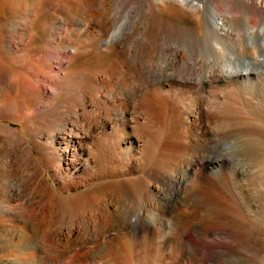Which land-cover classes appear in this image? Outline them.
<instances>
[{"label": "bare ground", "instance_id": "obj_1", "mask_svg": "<svg viewBox=\"0 0 264 264\" xmlns=\"http://www.w3.org/2000/svg\"><path fill=\"white\" fill-rule=\"evenodd\" d=\"M20 1L23 2L28 0H20ZM34 1L35 4L42 3V6L45 11V18L43 21V25L44 27H46L48 32L42 38L40 49L37 52L38 54L37 53H36L37 55L35 54L36 56L34 58V61L30 62L28 66V71L26 72H29L28 73L29 75L27 74L28 75L27 77L23 76L11 69H8L0 65V93L4 94V92L7 91H11V92L15 91L24 100L23 108L21 109L14 108L15 101H12L11 105L7 106L2 102V100H0V116H5L6 113L8 112L7 111L8 109H10L12 112L19 113L17 115L18 121L21 123L22 129L25 130L29 135V140L27 141L26 138L22 134H20L15 128L9 126L8 124H4L0 122V142L6 145L9 144L10 148L11 147L14 148L16 153H18V155L21 158V161L23 162V166L22 167L20 166L21 171H23V173L21 174H23V176H25L26 178L25 183L23 182L25 186V192L22 191L24 193L22 192L12 193L10 190L11 193L7 194V198H8L7 204H1V205H3V207H5L9 213H11L12 210H16L20 214L21 218L24 219L26 218L29 221L31 219L33 220L36 218L39 219L41 226V231H40L41 233L38 239L40 242L39 245L42 246L43 249L47 252V256L53 260L54 259L60 260V258L66 256L69 248L72 249L73 247H83L86 241L91 237L105 235L110 232L118 231L119 229L122 228H128V229L133 228L137 224L139 225L142 224L141 225L142 227L145 225H150L152 222L150 223L149 219L148 220L143 219L144 211H142L143 213H141L140 212L141 208L142 209L147 208V210H149L148 208L152 207L153 204H158V205L165 204L167 206H172V204L175 202L173 198L177 196L181 190L184 189L186 192L188 191V193H197V197L199 196L201 199L200 204H203V201L206 200L209 189H211L212 192L216 195L218 205L222 207L221 212H223L224 210L227 216L228 199L226 198L227 196L224 197V195H226L224 194V190H227L229 187L227 188L225 182H221L218 176L217 178L219 179H216L215 178L216 176H212L214 173L211 175L209 171H207L206 166L208 163H210V161H206L204 156H202L198 151H197L198 153L197 154L195 153L193 157L191 156V159H189L188 157L189 161L185 166V168L188 169L189 171L191 172L193 171L195 177L197 175L196 179L198 181L195 182L196 184L193 187H191V189L190 186L187 187V185L186 187H184V184L186 182L183 184L184 181L180 180V176L179 177L176 176L174 180L169 179L171 178L169 177L168 179L170 181L166 182L165 173L167 172L169 173V171L172 172L173 170L178 171L177 163L183 160L181 156L185 154L187 148L183 138L184 137L187 138V133L190 131L192 127L191 125L192 122L195 123V126H198V124L201 122L200 114L203 113L202 107L199 108L197 107L195 109L190 110L189 112L186 111L184 112V110L180 108V106L177 105V103L175 102L176 94L170 90L172 87L171 84L170 85L164 84V87L167 88L161 86L160 91H156L157 89L154 91L150 90L151 92L147 93L146 97L141 102V106H135V105L132 106L128 103L118 100L119 98L117 97L119 95H117L116 91L118 87L121 85V83L123 84L124 81H127L125 80L127 77L125 78V71L123 70V68L126 67V65L123 62V57H125L124 55L127 53V46L125 45L126 38L124 39L123 35L125 34L127 35L128 28L130 27L129 21L119 20L120 22L114 23L110 18L111 16L109 10V8L111 7L110 3L119 0H64L63 4H61L62 1L58 2L57 0H34ZM133 1L134 0H128V3L133 4L132 3ZM162 1L163 0L146 1L145 4H147L148 2V7H147V14L146 13L145 14L147 15L146 20L148 21L149 25L147 28H145L146 30L144 35L146 37V40L142 38L140 39L141 42L144 40L147 41L146 46L148 47L149 51L153 50L152 52L153 55L154 46L156 48L157 45L156 42L158 39V33H160L157 31V27L159 26H161L167 32H169V37L173 34L172 31L188 30L189 33L191 34L190 36H192L191 37L192 42L191 44H189L191 48H197L195 47L196 44H194L193 41L195 40L199 42L204 41V43H200V45L197 46L200 47V49L204 48L206 50L205 60L203 61L201 58L207 70V73L205 72L206 77L207 79L208 78L213 80L216 79L223 85H226L228 88V91L227 89L226 91L229 92L227 93V99L223 101L224 103L221 101L223 105H217L216 109L212 106L215 109V111L211 109L209 110V112L214 111L213 113L210 112L212 113L211 114L212 116L213 114L215 115V113L216 115H219L218 113H222V112L224 113V115L225 113L229 114L232 111V109H234L235 107V104L232 103L233 102L232 96H235L234 95L235 92H239L236 91L237 88L240 86L242 90L243 89L249 90L251 86L248 85L251 83V81L253 79L255 80L257 76L261 77L262 75H264V0H222L227 5L226 9L224 10L219 7V5L217 4L218 3L217 0H178L180 3L183 4L182 6L185 5L188 8H190L189 11H191L192 9L193 13L196 15L194 22L188 25L187 24L175 25L170 20L161 16V14L158 11L160 9H157L158 7L157 5L160 4V2ZM123 2L125 1L123 0ZM18 3L20 4L19 1ZM232 3L241 11L232 9L230 7ZM17 9L18 10L14 11L13 14H10L7 17H3L0 20V41L2 43V46L14 51L15 53H17V55L22 57L23 55L21 50L23 49L26 50V48H28L29 42H31V40L33 39L31 29L33 25V16H35V11L33 9L29 11L25 9L21 10L19 8V5L17 6ZM128 12H132V11L130 9H127V11L124 12L123 16L125 19L130 18ZM143 12L144 10H142V13ZM73 16H80L76 20V22H78L76 24L78 27L76 28V30L73 29L75 30V32L74 31L72 32L70 30L69 34L62 35L58 31V28L60 27L58 23L59 24L62 23L65 26L72 25V23L75 22L74 20L75 17L73 18ZM237 19L239 20L240 24L236 22ZM137 20L139 19L137 18ZM132 23H134L133 20ZM66 29L68 28L65 27V30ZM183 33L185 34V32ZM180 36L182 35L180 34ZM69 39H72L74 43L70 42ZM165 41L169 43L167 39H165ZM170 43H172L171 38H170ZM92 44L103 45L105 49L113 51V58L108 60L104 64V66H101L99 68L96 67L97 69L94 70H90L86 66H80L75 71H72L71 68L69 69L71 58L73 59L74 57V56L72 57L73 53L82 51L83 50L82 47H87V46L90 47V45ZM190 47L187 48L186 53L188 57L193 59L194 57H192L190 53ZM161 49H163V46ZM83 51L85 53V50ZM182 51L180 49H174L172 53L168 51L169 54L167 55V57L170 58V62L171 61L183 62L187 60L186 54ZM140 52L141 51H139V53ZM188 53L190 56L188 55ZM14 56H16V54H14ZM195 56H197V54H195ZM162 59L166 60L167 58L165 57L163 58V54H162L157 57L156 61L157 62L163 61ZM157 67L160 66L156 65V68ZM130 84H132V82ZM105 94L110 96L111 98L104 97ZM181 94L179 96H181ZM27 98H29V100L33 99L32 106H28L26 102ZM63 106L68 107L70 111L69 113L76 115L77 118L75 120H69L64 118L65 116H63V114H61L60 111L61 107ZM11 107L14 110H12ZM185 114H187L186 115L187 117H185ZM121 117H125L126 119L120 122L119 119ZM222 118L223 117H221V119ZM127 130L130 131V135L128 134V132L126 133ZM125 133L128 135L125 136ZM188 137L191 138L190 136ZM106 138H109L110 142L107 143V150L108 153L111 154L112 156L110 157L109 162L106 163L105 161L104 163H102L101 160L103 159L99 160L100 158L98 159L97 154L94 152L95 149L98 148L99 146L95 141L97 139L108 140ZM259 138L261 137H258L257 139ZM126 143L128 145L131 144V148H133L132 147L133 145L136 148H139V149H135L136 152L134 153H137L139 151L143 156L141 158L145 159L144 164H146L145 165L146 168L144 170H140L141 167L140 164L142 162L141 161L142 159L139 160L138 158L135 157L136 155L133 156L132 154L127 158L126 153L123 150ZM256 143L258 144V141ZM158 144H161L160 149L162 147L166 148L165 146H167V148L166 149L162 148V151H159L160 149L159 150L156 149V152L153 153L152 151L153 150L155 151L154 146L159 148V146H157ZM128 145H126V147ZM189 145H190V141H189ZM256 146H259V144ZM128 148L130 149V147ZM254 148H258V147H254ZM133 150L134 149H132V151ZM258 152L257 154H261ZM253 154L255 153L253 152ZM152 155L154 156L151 157ZM215 156L217 161H220L219 162L220 164L221 162L223 163V161L225 160V153L223 152L220 153L218 152ZM184 158L186 159V157ZM258 158L260 159V157ZM257 159L256 161H258ZM261 159L263 160L264 157ZM148 160H152V164ZM147 161L149 162V164H151L150 166ZM263 161L262 164L264 165ZM259 162H261V160ZM256 163L257 162H255V165L257 166L258 163L257 164ZM243 164L244 163H242V165ZM251 165L254 167L253 162L251 163ZM253 167L251 168L248 165L236 167V171L240 173L239 175H241L242 177L243 176L246 177L244 181L240 179L241 180L240 182L243 181L245 186H247L248 182L250 181L251 175L256 176V174H254L255 169ZM258 167L257 169L259 170L260 167L259 168ZM261 168L262 171H264L263 170L264 166ZM43 169H46L49 172L51 179L54 181L56 187L60 190V192H55L52 189V186L47 181L43 173ZM219 174L221 175L222 172ZM261 175L264 176L263 173ZM259 178H258L259 181L261 179L262 181L264 180L263 179L264 177H262L261 179ZM252 179L251 182L253 181ZM235 181L237 183V179H235L234 182ZM234 182L233 185H235ZM230 185L232 186L231 183ZM258 186L259 187L257 188L255 184L257 190H262L264 183L262 185L260 183V185ZM231 188L233 189V186ZM244 189H246V187H244ZM252 189L253 187L250 190L252 191ZM4 192L2 194H4ZM219 192L224 194L223 198L220 197L221 195L219 194ZM254 192L252 194L255 196L257 192H255V194ZM258 193L260 192L258 191ZM217 194H219V196ZM120 195H122V198L127 200V201L125 200L126 204H123L121 202V198L119 199ZM247 195H251L250 192ZM242 196H240V199ZM234 197H238V196H235L234 194ZM249 197L256 198L257 196L256 197L249 196ZM16 200L18 201V203ZM253 200L254 199L250 200L249 198V202L250 201L252 202ZM233 201L236 202V199ZM239 201L241 202V200ZM12 202H14V204H11ZM152 209L150 208L148 213L153 212ZM119 211L124 214L129 212L130 215L127 216L124 214L123 215L117 214V212L120 213ZM237 215H239V213L236 215H232L233 219H236L234 220L235 222H239L241 226L244 225L245 223L247 225H250L249 222L248 224L247 222H244L241 219L239 220ZM64 216H75V217L80 216V218L83 217L87 225L80 226L81 224L79 225L78 224L79 222L75 224L76 221L70 222V220H65L66 218ZM150 216L147 215V217ZM226 216L224 218L230 217V215L227 217ZM243 216L245 217L246 215L242 214L241 217ZM75 217L73 218L76 219ZM154 217L156 216L154 215ZM62 218L64 219L61 220ZM244 219L247 220L248 218H244ZM211 221H213V219ZM214 221L217 222L216 220ZM239 223L235 225L239 226ZM2 224L3 223H0V225ZM182 224L183 225H181V227L179 226L180 227L179 231L181 232L183 231L185 232L186 229L189 230V228L190 229L194 228L192 226L193 225L192 221H186V222L182 221ZM197 225H199V227H201L204 230L207 228L206 223L204 225L197 223ZM217 225L218 224H216V226ZM219 226L216 228H219ZM244 227L246 228V230L248 229L247 233L250 234L249 228H247L246 225H244ZM3 228H5L6 230V227ZM83 229H86V231H84ZM90 229L91 231H89ZM202 229L201 232L199 230V233L198 232L196 233V231L194 233L195 236L199 238V240L201 239V243H199L198 246H195L196 243H194L195 244L194 245L193 242H190L189 240L184 242L185 245L184 243L182 245L180 243V245L183 246V248L181 249H183L184 251L185 250L190 251L192 248L199 250V256L193 254V252L190 253L191 255L190 254L188 255V260L190 257L191 263L193 261L194 264H204L203 263V259H205L204 257L205 255L203 252L205 250L204 248H210L211 246L213 247V245L216 242V240L215 241L209 240V242L207 243L205 241L206 239H204V234H205L204 230ZM221 230L224 229H219V232H221ZM237 230H239V228H237ZM251 230L253 231V229ZM239 231L241 232V230ZM262 231L263 230H261V233H263ZM13 233L15 234V231ZM17 233L19 232L17 231ZM251 234L253 235V233ZM251 234L249 236L250 238H251ZM175 235L178 236L177 233H175ZM237 235L238 236L235 237V240L237 238L236 241L238 242V238H240V236L239 233ZM241 235L244 237L246 236L243 234ZM262 235L263 234H261V236ZM180 236H181L180 238H182L181 234ZM231 238H234V235ZM242 239L243 238L241 237V240ZM120 240L123 246L122 252L121 254L118 253L119 255L116 254L114 259L111 257L112 259L110 258L111 260H107V261L103 260L104 259L103 258L102 259L103 261L91 260V262H89L87 261L86 257H83L80 254L81 256L73 257L72 260L75 262V264H127L126 260L129 259V257L132 254H133L132 256L137 255L136 254L137 252L142 254L141 258L144 260V262L142 261V264H151L152 260L150 261V257L152 256L151 254L152 252L150 251L149 248L146 247L145 243L141 241L138 242L135 241V243H133L131 238L127 236L120 237ZM241 240L239 241V243H241ZM217 241H218V243H216L218 244L217 246L218 247L220 246L219 247L220 253L218 252L221 255L220 264H232L234 262L233 260H236L238 258L236 254L237 251H235L232 248H227L228 246L221 244L219 240ZM231 241H232L231 243H233L234 239H232ZM246 241L248 242V240ZM225 242L227 243V241ZM216 244L215 247H217ZM233 244L237 245L236 243ZM263 244L264 242L262 243V245ZM259 247L261 248V245ZM256 248H257V244H256ZM258 249L257 252L259 253ZM251 250L254 251L253 249ZM238 251L240 252L241 250ZM206 254L209 255V251L206 252ZM255 258L253 256V259ZM215 262L218 263L217 261Z\"/></svg>", "mask_w": 264, "mask_h": 264}, {"label": "rangeland", "instance_id": "obj_2", "mask_svg": "<svg viewBox=\"0 0 264 264\" xmlns=\"http://www.w3.org/2000/svg\"><path fill=\"white\" fill-rule=\"evenodd\" d=\"M18 1L20 2V4L18 3ZM28 1L21 2L20 0H0V20L3 17H7L10 14H13L14 11H17L18 5H19V8L21 10L25 9V10L29 11V10L33 9L35 11V16H33V25H32V29H31L33 39L31 40V42H29L28 48H26V50L25 49L21 50L22 55H23L22 57L17 55V53H15L14 51L2 46V43L0 41V43H1L0 44V65L6 67L8 69H11V70L23 75V76H26V77L29 75L28 74L29 72H26V71H28V66H29L30 62L34 61V58L38 54L37 52L40 49V44L42 42V38L48 32L46 27H44V25H43V21L45 18V11H44V8L42 6V3L41 4H35L34 0H33L34 2L32 0H30L29 2ZM57 1L58 2L62 1L61 4L64 3L63 2L64 0H57ZM124 1L125 2H123V0L113 1L110 3L111 7L109 8L110 15L112 16V17L110 16V18L114 23L120 22L119 20L129 21V23H130V27H129L130 29L128 28L127 35L126 34L123 35L124 39L126 38L125 39L126 40L125 45L127 46V53L124 55L125 57H123V62L126 65V67H124L123 70L125 71V78L127 77L125 80H127V81H124L123 84L121 83V85L119 86L120 88L118 87V89L116 91L117 95H119L117 97V98H119L118 100L125 102V103H128L132 106H134V105L135 106H141V102L144 100L147 93L151 92L152 90L154 91L156 89H157L156 91H160V87L161 86L164 87V84H169V85L171 84L172 87L170 90L176 94L175 102L177 103V105L180 106V108H182L184 110V112L185 111L189 112L190 110L195 109L197 107L198 108L202 107L203 113L200 115H201V119H203V120L200 119L201 122L198 124V126H195L194 122L191 123L192 127H191L190 131L187 133V138L186 137L183 138V140L186 144V147H187L186 148L187 153L185 152V154L181 156V158L183 160L181 159L182 161L177 163L178 171L173 170L172 172L169 171V173L168 172L165 173L166 174V182L167 181L169 182L170 181L169 179L174 180V178L176 176H178V177L180 176V180L184 181L183 184L185 182L187 183V184L186 183L184 184V187H186V185H187V187L190 186V189H191V187H193L196 184L195 182L198 181L196 179L197 175L195 177V175L193 174V171L192 172L189 171L188 169L185 168V166H186L187 162L189 161V159H191V156L193 157V155H195V153L197 154L199 152L202 156H204L206 161H210V163H211V164L210 163L207 164V166H206L207 171H209V173L211 175L214 173L212 176H216L215 177L216 179L220 178L219 180H221V182H225L226 187L227 188L229 187L228 189H230L233 186V189L231 188L230 190H228V189L224 190V194H226V195L219 192V194L221 195L220 197L223 198V195H224V197L227 196L226 197L228 199L227 200V202H228L227 210L228 211L230 210L232 213L229 211V213H230L229 214L227 211V214H228L227 216L230 215V217H227L224 210H223L224 213L221 212L222 207L220 205H218L216 195L212 192L211 189H209L206 200L203 201V204H200L201 199L199 196L197 197V193H188V191L186 192L184 189V190H181L178 193V195L173 198V200L175 202L172 204V206H167L165 204H161V205L153 204L154 208H153V206L150 207L151 209L153 208L152 209L153 212H149V213H148V211L150 210V208H148L149 210H147V208H143V209L141 208L140 212L143 213L142 211H144L143 219L144 220L149 219V222L150 223L152 222L151 224L149 223L150 225H145L142 227L141 226L142 224L141 225L137 224L133 228H129V229L128 228H122V229H119L118 231L110 232V233H107L105 235H99L97 237H91L86 241V243L83 245V247H73L72 249L69 248L66 256H64L63 258H60V260L59 259L53 260L47 256V252L43 249L42 246L39 245L40 242L38 239H39V236L41 233L40 232L41 226H40L39 219L38 218H36L34 220L31 219L30 220L32 222L31 223L26 218L25 219L21 218L20 214L16 210H12L11 213H9L6 210V208L3 207V205H1V204H7V200H8L7 194H10L11 192L12 193H15V192L21 193L22 191L25 192L24 183H25L26 178H25V176H23V174H21V173H23V171H21V167L23 166V162L21 161V158L18 155V153H16L14 148H12V147L10 148L9 144H8L9 145L8 146V145L0 142V159H1L0 160V178H1L0 179V223H3L2 225H0V264H75V262L72 260L73 257L81 256V255L83 257H86L87 261H89V262H91V260L92 261L93 260H101V261L106 260L107 261V260H111L112 258L114 259L116 254H118V253L121 254L123 246H122L120 237H122V236L123 237L127 236V237L131 238L133 243H135V241H137V242L141 241V242L145 243L146 247L149 248L150 251L152 252L151 253L152 256L150 257V261L152 260L151 264H156V263L157 264H163V263L164 264H194L193 261L191 263L190 257L188 260V255L193 252V254L199 256V250L192 248L190 251L187 250L189 252L188 253L186 250L184 251L183 249H181V248H183V246H181V245L185 241H188V240L190 242H193V244L196 243V245L194 244L195 246H198V244L201 243V239L199 240V238L196 237L194 234L195 231H196V233L197 232L199 233V230L201 232V229H202L201 227H199V225H197V223L202 224V225H204L206 223V227H207L206 229L207 230L206 229H205L206 231L204 229H202V230H204V233H205L204 239H206L205 241L207 243L209 242V240H213V241L216 240V242H215V244H216V243H218L217 240H219V242L221 244L228 246L227 248H232L235 251H237L236 254H237L238 258L236 260H233L234 264H250V263L251 264H264V244L262 245V243L264 242V236H263L264 235V205H263L264 204V201H263L264 193H262V192H264V186L262 189L263 191L257 190V188L259 187L258 185H260V183H261V185L264 183L263 182L264 180L262 181V179H261L262 177H264L263 175H261L262 173L264 174V171H262V168H261L264 166L262 164V161L264 159L263 160L261 159L264 157L263 156L264 154H262V153H264V146H263L264 145V135H262V134H264V131H263L264 130V75H262L263 77L257 76L255 78V80L253 79L254 81L252 80L251 83L248 85V86H251V88L249 90H244V89L242 90V88H240V86L237 88L236 91H239V92H235V94H234L235 96H232L233 97L232 103L235 104V107L229 113L230 116L227 113H225V115H224L223 112L218 113L219 115H216V113H215V115L213 114V116H212L211 114L215 111V109L217 108V105H223V103H224L223 101H225L227 99V93H229V92H227L228 88L226 85H223L222 83H220L216 79H214V80L210 79V78L207 79V77H206L207 70H206L205 64L203 62L205 60V56H206L205 51L206 50L204 48L200 49V47L197 46V45H200V43H204V41H202V42L201 41L199 42L197 40H195L196 42L193 41L194 44H196L195 47H197V48H191L189 44H191V42H192V39H191L192 36H190L191 34L189 33L188 30L172 31L173 34L171 35V32H170L171 36L169 37V32H167L164 28L159 26L160 29H159V27H157V31L160 33H158V39L156 42L157 45H156V48L154 46V53L152 55L153 50L152 51L148 50V47L146 46L147 41H145L146 37L144 35L145 30H146L145 28H147L149 25L148 21L146 20L147 19L146 14H147L148 2H147V4H145V3L147 0H134L135 2L133 1L132 2L133 4L128 3V0H124ZM163 1H162L163 3L160 2V4L157 5L158 6L157 9H160L158 11L161 14V16L170 20L175 25H178V24H182V25L187 24L188 25V24H192L194 22L196 15L193 13L192 9H191V11H189L190 8H188L185 5L182 6L183 4L180 3L178 0H163ZM217 2L216 3L219 5V7L221 9H223V10L226 9L227 5L222 0H219V1L217 0ZM114 4H115V6H114ZM116 5H117L118 9L116 8ZM121 5H122V8H121ZM118 6H120V7H118ZM230 7L232 9L241 11L233 3L230 5ZM120 8L123 10H121ZM140 8H143V9H140ZM127 9H130L132 11V12H128L129 16H130L129 19H125L123 16L124 12H126ZM142 10H144L143 13H142ZM132 14H133V16H132ZM135 16H136V18H135ZM78 17H80V16H73L75 22H73L72 25H66L65 26L62 23L61 24L58 23V25H60V27L58 28V31L62 35L69 34L70 30L72 32L73 31L75 32L76 28L78 27L76 25L78 23V22H76ZM139 17H141V18H139ZM137 18L139 20H137ZM132 20L134 21V23H132ZM237 20H236V22H238L240 24L239 20L238 21ZM141 24H142V26H141ZM65 27L68 29L65 30ZM139 27H142V28H139ZM73 29H75V30H73ZM139 30H140V32H139ZM177 32H179V33H177ZM183 32H185V34ZM180 34L182 36H180ZM131 36H132V38H131ZM185 36L187 37V39ZM142 38H144L145 40L143 39L144 41L141 42L140 39H142ZM170 38L172 39V43H170ZM165 39H167L169 41V43H167L165 41ZM69 41L74 43V41L72 39H69ZM184 44H186V45H184ZM91 46H92V48H91ZM162 46H163V49H161ZM132 47L135 50H133ZM134 47H136L137 50ZM189 47H190V53H191L192 57H194L193 59H191L190 57L187 56L186 50ZM82 48H83V50H85L86 54L82 50V51L76 52L77 55H76V53H73V55H72V57L73 56L74 57H73V59L71 58L70 66H69V69L71 68L72 71H75L80 66H86L88 69L94 70V69H97L96 67L99 68L101 66H104V64L108 60L113 58V51L105 49L103 45L92 44V45H90V47L87 46V47H82ZM86 49L87 50L89 49V50L87 51ZM143 49H144V51H143ZM174 49H180L181 51L184 49L182 52H184L186 54L187 60H185L183 62L182 61L181 62L180 61H174V62L171 61L170 62V58L167 57V55L169 54L168 51L170 53H172V51ZM195 49L197 50V53H196ZM139 51H141L140 52L141 54L139 53ZM193 53H194V55H193ZM14 54H16V56H14ZM162 54H163V58L165 57L167 59L166 60L162 59L163 61L157 62L156 61L157 57L159 55H162ZM195 54H197V56H195ZM188 55H189V53H188ZM151 56H154V57H151ZM199 57H200V59H199ZM19 58L20 59L23 58V59L20 60ZM201 58L203 61L201 60ZM23 62H24V64H23ZM176 62H178V63H176ZM197 63L198 64L200 63V64L198 65ZM156 65L157 66L159 65L160 67L156 68ZM195 65H196V67H195ZM188 67H190L191 69ZM197 68H199V69H197ZM192 70H194V71H192ZM204 78H205V80H204ZM131 82H132V84H130ZM218 83H219V85H218ZM252 84H253V86H252ZM164 88H167V87H164ZM226 89H227V91H226ZM121 91H123V92H121ZM180 92L183 94H181ZM180 94H181V96H179ZM104 97L111 98L110 96H108L106 94L104 95ZM141 97H142V99H141ZM0 100H2V102L7 106H10L11 102L15 101V107L14 108H16V109L23 108L24 100L15 91L14 92L7 91V92H4V94L0 93ZM8 101H10V102H8ZM218 101H219V103H218ZM6 102H7V104H6ZM26 102H27L28 106H32L33 99L29 100V98H27ZM204 106H205V108H204ZM208 106H210V107H208ZM235 108H237V109H235ZM11 109H12V107H11ZM211 109L214 110V111H210L212 113L209 112V110H211ZM239 109H241V110H239ZM12 110H14V109H12ZM243 110L245 113L243 112ZM7 111L8 112L6 113L5 116H0V122L4 123V124H8L9 126L15 128L28 141L29 135L25 130L22 129L21 123L18 121L17 115L19 113L12 112L10 109H8ZM60 111H61V114H63V116H65L64 118H66V119L75 120L77 118L76 115L69 113L70 111H69L68 107H66V106L61 107ZM205 111H207L208 113ZM204 113L206 114V116ZM226 114H227V116H226ZM186 115L187 114H185V117H187ZM222 115H224V116H222ZM240 115H241V117H240ZM216 116H217V118H216ZM221 117H223V118L221 119ZM125 119H126L125 117H121L119 120H120V122H122V120H125ZM202 124H204L205 126ZM192 128H194V129L196 128V129L194 130ZM198 128H200L201 130ZM203 130H204V133H203ZM205 130H207V131H205ZM193 131H194V133H193ZM127 132L130 135V131L127 130L126 133ZM126 133H125V136L128 135ZM195 133H197V134H195ZM199 133H201V134H199ZM233 133H234V135H233ZM252 133H254V134H252ZM175 136H176V134H175ZM188 136H190L191 138H189ZM258 137H261V138L257 139ZM106 139H108V140L97 139L95 142L99 146H98V148L95 149V151L93 149V151L98 156L97 158L98 159L100 158L99 160H101V159L104 160V161L101 160L102 163H104L105 161H106V163L109 162L110 157L112 156L111 154L108 153V150H107V143L110 142L109 138H106ZM189 141H190V145H189ZM257 141H258V144L261 148L259 146H256V145H258L256 143ZM192 142H194V143H192ZM242 142L244 143V145ZM103 144H105V145H103ZM126 145H128V144L126 143ZM126 145L123 148V150L126 153L127 158L132 154L133 156L136 155L135 157L138 158L139 160L142 159L141 157H143V156L139 151L137 153H134V152H136L135 149H139V148H136L134 145L132 146L133 148H131V144L128 145L127 147H126ZM157 146H159V148L154 146L155 151L153 150L152 151L153 153L156 152V149L157 150L160 149L161 144H158ZM128 147H130L131 150ZM165 147L167 148V146H165ZM254 147H258V148H254ZM7 148H8V150H7ZM162 148H164V147H162ZM162 148L159 151H162ZM166 148H164V149H166ZM194 148L196 151L194 150ZM132 149H134V150L132 151ZM225 149H227V150H225ZM131 151H132V153H131ZM159 151H157V152H159ZM201 151H203V152H201ZM217 151L219 153L220 152L225 153V160L223 161V163L221 162V164L219 163L220 161H217L216 156H215L218 153ZM253 152L255 154H253ZM257 152L261 153V154H257ZM140 154H141V156H140ZM187 154H188V156H187ZM153 156L154 155H152L151 157H153ZM207 156H209V157H207ZM184 157H186L187 160ZM188 157H189V159H188ZM258 157H260V159ZM150 159H152V158H150ZM256 159L258 161H256ZM144 160L145 159L141 160L143 162V163L141 162V164L139 162V164L141 165L140 170H144L146 168V166H145L146 164H144ZM212 160H214V161H212ZM260 160H261V162H259ZM148 161L152 164V160H148ZM254 161L257 163L259 162L258 163L259 165L256 163L257 164V166H256ZM149 162H148V164H149ZM252 162L254 163V167L252 166L253 164L251 165ZM102 163H99V164H102ZM145 163H146V161H145ZM242 163H244V164L242 165ZM263 163H264V161H263ZM151 164H149V166ZM244 165H248L251 168L253 167L255 169L254 174H256V176L251 175L250 181L248 182L247 186H245V184L243 182L244 179H246V177L245 176L242 177L241 175H239L240 173H238L236 171L237 166H244ZM260 165H263V166H260ZM209 166H212V167H209ZM216 167L218 168V170ZM257 167L261 171H259L257 169ZM263 170H264V168H263ZM221 172H222V174H221L222 176L219 174ZM257 172H258V174H257ZM43 173H44L47 181L52 186V189L55 192H60V190L56 187V184L54 183V181L51 179L49 172L46 169H43ZM14 175H15V177H14ZM217 176L219 178H217ZM7 177H9V178H7ZM169 177H171V178H169ZM252 177H253V179H252ZM258 178L261 180L259 181ZM235 179H237V183H236V181L234 182ZM240 179L243 181L240 182L241 181ZM251 179L253 180L252 182H251ZM238 180H239V183H238ZM233 182L235 185H233ZM230 183L232 184V186L230 185ZM241 184H243L244 186ZM255 184H256L257 188L255 187ZM236 185H237V187H236ZM239 187H240V189H239ZM244 187H246L247 190L244 189ZM252 187H253L254 191L257 192L256 194H258V195L255 194L253 189H252V191L250 190ZM224 189H226V188H224ZM10 190H11V192H10ZM241 190H243V191H241ZM4 191H6V192H4ZM258 191L260 193H258ZM3 192H4V194H2ZM24 192H22V193H24ZM236 192H239V193H236ZM249 192L251 195H247ZM253 192H254L255 196L252 194ZM219 194H217V195L219 196ZM234 194H235V196H238V197H234ZM238 194H240V195H238ZM261 194H262V196H261ZM18 195H20V194H18ZM244 195H247V196H244ZM240 196L245 197V198L241 197V199H240ZM249 196H252V197L257 196V197L251 198ZM120 198H121V202L123 204H126L127 200L122 198V195L119 196V199ZM249 198H250V200H252V199H254V200L252 202L250 201L251 202L250 203ZM232 199L233 200L236 199V202L233 201ZM257 199L260 201V203ZM207 200H209V201H207ZM239 200H241L242 203ZM1 201H2V203H1ZM16 201H15V203H16ZM262 201H263V204H262ZM215 202H216V204H215ZM254 202H256V203H254ZM17 203H18V201H17ZM11 204H14V202H12ZM261 206H263V207H261ZM243 207H244V209H243ZM242 210H243V212H242ZM200 211H202V212H200ZM239 211H241L242 213ZM233 212H234V214H233ZM235 212H236V214L239 213L240 216L237 215L239 220L241 219L244 222L250 223V225H247L246 223L244 225H246V227L249 228L250 234L253 233V235L251 234V238L249 237L250 234L247 233L248 229L246 230L244 225L241 226V224L239 222L234 221L236 219H233L232 215H236ZM150 213H153V214H150ZM215 213H217V214H215ZM117 214L123 215L124 213H122V212L118 213L117 212ZM242 214L246 215L247 217L246 216L241 217ZM124 215L128 216L130 214L128 212V213H125ZM147 215L148 216L152 215L153 217L152 216L147 217ZM154 215L156 217H154ZM222 216H223V218H222ZM225 216L227 218H224ZM64 217L66 218L65 220H70V222L76 221L75 224H77L79 222L78 224L79 225L81 224L80 226L87 225L86 221L84 220L83 217H81V218H80V216L79 217L78 216L77 217H75V216H64ZM73 217H75L77 220L74 219ZM157 217H159V218H157ZM219 218H220V220H219ZM244 218H248L249 220L247 219L248 220L247 221ZM63 219L64 218H62L61 220H63ZM158 219H159V221H158ZM212 219H213V221H211ZM6 220H8V221H6ZM203 220L205 221V223ZM214 220H216L217 222H215ZM225 220L227 221V223ZM36 221H37V223H36ZM182 221H185V222L186 221H192V224H193L192 226L194 227L193 228L194 230L192 228L191 229L189 228V230L186 229L185 232L179 231L181 225H183ZM228 222L231 224V227H230V224ZM211 223H212V225H211ZM238 223H239V226L235 225ZM216 224H218V225L216 226ZM28 225H29V227H28ZM219 225L221 226V228ZM211 226H212V228H211ZM218 226H219V228H216ZM3 227H6V230ZM199 228H201V229H199ZM237 228H239V230H241V232H244V230H245V232L241 233L239 230H237ZM243 228H245V229H243ZM38 229H40V230H38ZM219 229H224V230H221V232H219ZM251 229H253V231ZM16 230L19 233H17ZM83 230L86 231V229H83ZM236 230L239 232H237ZM261 230H263L262 231L263 233H261ZM14 231H15V234L13 233ZM89 231H91V229ZM213 231H216V232H213ZM146 232H147V234H146ZM175 233H177L178 236L175 235ZM238 233H239L240 238H238V242H237L236 241L237 238L235 240V237L238 236L237 235ZM180 234L182 235V238H180L181 237ZM241 234L246 235V236L244 237ZM261 234H263V235L261 236ZM233 235H234V238H231V237H233ZM150 236H152V237H150ZM252 236H254V237H252ZM241 237L243 238L242 240H241ZM219 238H221V239H219ZM244 238L245 239L247 238L246 240H248V242ZM230 239L231 240L234 239L233 243H236L237 245L231 243L232 241ZM239 239L241 240V243H239V241H240ZM250 239L252 240V242ZM109 240H110V242H109ZM196 240H198V241H196ZM223 240L227 241V243ZM228 241H229V243H228ZM180 243H181V245H180ZM244 243H245V245H244ZM111 244H114V245H111ZM215 244L213 245V247L211 246L212 248L211 247L210 248H204L205 249L203 251L204 255H205L204 256L205 259H203L204 264H220L221 263V261H220L221 255L219 254L220 253L219 252L220 246L218 247L217 246L218 244H216L217 247H215ZM248 244H249V247H248ZM253 244H254V246H253ZM256 244H257V248H256ZM184 245H185V243H184ZM238 245H240V246H238ZM260 245H261L262 249L259 247ZM107 246L108 247L110 246V247L108 248ZM250 246L251 247L253 246L254 248L253 247L251 248ZM79 248H80V250H79ZM105 248H106V250H105ZM258 248L261 250H259ZM177 249L178 250L180 249V250L178 251ZM248 249H249V251H248ZM251 249H253L254 251H252ZM257 249H258L259 253L257 252ZM107 250H109V251H107ZM238 250H241V251L239 252ZM110 251H112V252H110ZM208 251H209V255L206 254V252H208ZM105 253L106 254L110 253V254L106 255ZM256 253H258V254H256ZM136 254L137 255H135V256H132L133 255L132 254L129 257V259L126 260V263L127 264L128 263L129 264H140V262H141V264H142V261L144 262V260L141 258L142 254L137 253V252H136ZM161 255H162V257H161ZM251 255H253L254 258L255 257H257V258L253 259V256H251ZM239 256H242V257H239ZM201 257H203V256H201ZM211 258H212V260H211ZM246 259H248V260H246ZM215 261H217L218 263H216ZM238 261H240V262H238Z\"/></svg>", "mask_w": 264, "mask_h": 264}]
</instances>
